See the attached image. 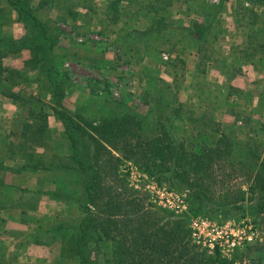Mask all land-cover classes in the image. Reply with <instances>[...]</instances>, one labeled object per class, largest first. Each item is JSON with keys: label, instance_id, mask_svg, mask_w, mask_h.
<instances>
[{"label": "trees", "instance_id": "16d2710c", "mask_svg": "<svg viewBox=\"0 0 264 264\" xmlns=\"http://www.w3.org/2000/svg\"><path fill=\"white\" fill-rule=\"evenodd\" d=\"M105 1L100 12L96 0H41L38 8L32 5L33 0H0V93L20 100L22 105L18 132L0 136V146L9 152L1 161L16 158L22 164L20 171L39 172L41 188L36 196L55 198L57 194L64 196L63 192L66 196L78 192V185L82 189L81 217L74 224L51 225L46 230L47 239L38 236L37 241L44 245L61 242L64 252L73 254L79 264H243L245 257L249 258L247 264H264V240L231 257L223 255L218 246L210 250L193 236L185 216L164 213L148 200V193L130 186L121 168L125 161H132L150 177L187 191L195 213L240 211L244 216H254V223L264 228V126L251 130L248 124L255 118L252 113H246L244 119L233 113L236 102L232 97L240 90L230 83H210L208 78L212 66L224 69L228 79L241 69L236 66L229 70L222 52L215 50L218 43L214 42L226 36V29L220 25L227 0L215 5L207 0ZM193 1H198L204 10L207 3L210 9L197 10L198 17L185 25L183 19L177 18L180 9L175 7L185 3L186 10H190L188 5ZM82 7L88 14L79 10ZM43 8L57 9L58 19H43L38 12ZM186 13L190 16L192 10ZM234 13L244 25L242 32L252 37L245 46L248 54L238 51L234 63L250 62L264 71V0H237ZM139 16L147 20L142 29L135 26ZM16 21L24 27V35L19 38L6 32V27ZM52 21L71 23V30L56 27V31ZM95 24L104 26L99 33L107 37L115 32L116 46L130 57L144 59L141 50H147V40L164 36L181 55L195 50L199 55L193 82L198 91L194 95L197 103L179 100L176 75L166 83L168 94L162 96L160 92L155 98L157 107L150 103L156 94L143 92V102L150 106L145 114L122 103L124 112L92 119L66 107L64 100L77 85L64 65L76 52L61 47V37L64 34L75 41L85 30L93 31ZM113 25L117 29L108 30ZM24 49L31 52L25 70L3 65L4 57L18 55ZM177 61L186 68L185 58L178 57ZM30 71L36 74L30 75ZM185 76V72L180 75L183 82ZM23 83L37 85L26 90ZM207 83L225 103L202 98ZM17 85L21 86L18 92ZM157 88L162 90L156 84L154 91ZM260 91V101H264V84ZM223 106L224 112L235 114V122L242 120L244 125L218 119V110ZM185 112L189 117L183 116ZM51 113L61 121L62 130L50 127ZM63 177L68 179L66 186L60 181ZM66 196L62 198L68 204Z\"/></svg>", "mask_w": 264, "mask_h": 264}, {"label": "rangeland", "instance_id": "374dc122", "mask_svg": "<svg viewBox=\"0 0 264 264\" xmlns=\"http://www.w3.org/2000/svg\"><path fill=\"white\" fill-rule=\"evenodd\" d=\"M63 1L70 3L72 0H62V3ZM96 1L97 3L102 4L100 0ZM207 1V3H213L212 5H215L212 0ZM40 2L41 0H33L32 5L38 8ZM207 3L204 5V8L206 10L202 8L201 4L198 1L190 2V4L188 5L190 6V10H186V5L184 6L183 3H181L180 5L177 4L175 8L178 9L179 7L180 9V19H183V16H186V12H191L192 10L191 15L189 16L192 20L198 17L197 13L199 11L205 12L210 9L208 8ZM100 7L101 12L103 11V5H101ZM197 10L199 11L197 12ZM224 10V12L228 11L226 2L224 3ZM80 11L88 14L85 9H82ZM38 12L39 15L46 20L50 18L54 21L59 17V11L57 9L47 10L43 8ZM57 21L58 20H56V22ZM81 21L82 19L80 18L76 23L79 25ZM72 23L75 24L74 22ZM55 24V30L56 27H61L64 31L68 32L71 30V23L68 25L54 23V25ZM94 26H97V24H95ZM22 27V25L16 26L13 32H15V34L18 33V31H20L18 28ZM85 28L86 27H84L83 29L85 30ZM83 29H81L80 32L84 31ZM92 29L93 31L85 30V32L76 37V42L70 37H64L63 34L61 37V42L59 43L61 47H70L72 48L73 52H76L75 57L73 54H71V58H67L64 65V67H66L68 71L71 72L72 81H74V83L77 85L76 90L68 96V106L72 108L71 110H78V112L81 114H84L92 119H97L112 112H124L126 108L122 106V103H128L129 105L136 108L140 113L145 114L148 112V107L150 106L143 102V92L148 90L149 92H153L156 94L155 97L150 99V103L151 106L157 107L158 103L155 102L157 100L155 98L158 97L160 92L162 96L168 94V91L165 90L166 83H171L176 75L179 77L178 83L176 82V89H179V100L186 104L197 103V100L194 97L195 93H198L197 89H195L196 91L193 89L188 90V85L186 83V79H188V77L185 76V82H183L180 77L183 72H185V75H187V69L181 67L177 61L178 57L182 58V55L180 53H177V51H175V55H172L171 49H176V47L172 46L171 43H169L167 37L164 36L159 40H156L154 38L148 39V44L146 46L147 50H141V54L145 55V58L143 59V57H135V55H132V57L125 55L123 50L116 46L117 43L114 41L115 36L107 37L106 35L99 33L100 28L93 27ZM101 29H103V27ZM96 34L102 36L104 40L101 41L95 39ZM222 35L223 34H221V36ZM104 37L107 38V40ZM80 38H83V40H79ZM225 39L226 37L222 40L218 39L219 41L217 40L214 43L216 45V43L220 42L221 45ZM156 41H159V43L157 44ZM214 43L212 42L211 44ZM178 46H181V44H179ZM215 50L218 51L217 48H215ZM164 53L170 55L169 59L163 58ZM183 69L185 71H183ZM209 77L214 79L212 73L209 74ZM152 79L156 81H152ZM149 80L150 84L148 82ZM152 83H155V85L157 84L158 87L162 90L159 91L157 88L154 91L155 85H153ZM109 86L110 88H108ZM172 86L174 87L173 84ZM207 86L208 87L203 90L202 94V98L204 100L206 99L208 101V99H210L213 101L215 100L217 102L220 101L222 103H225L224 99L220 97L221 94L217 93L216 91V97L213 92L215 90L212 89V87H210L208 83ZM114 89L119 91V96L114 95ZM255 92L257 93L256 90ZM241 94L242 93L240 92L239 95H236L232 99L236 102V108H234L235 112L233 113H236L238 116H240V119H244V115H248L246 113H252L253 116L254 114H256V118H254V120H252L248 124L251 130H256V128L261 127L262 125L264 126V101L255 100V104L251 105L252 103L250 102L252 101V99L250 98L248 102L251 106H249L245 111V108H243V106L240 105L238 100L236 99V97L247 95L246 93H243L242 95ZM225 108L226 106H223V109L221 108L220 110L224 111ZM186 110L190 109L186 108ZM220 110L218 111L220 112ZM4 113H6L5 109ZM239 113H241V115H239ZM188 115L189 114H187L186 112L183 114L184 117H189ZM232 116L233 118L225 123H236V125L239 127H242L244 125V123L241 122L242 120L235 122V114H232ZM222 119L223 117L221 118V120ZM51 122L52 125L55 124L54 120H52ZM185 126L186 125H183V127ZM54 129L56 131L61 130H59V128L57 129L56 127ZM179 131H183V128L180 127ZM239 135L242 136L243 132H240ZM3 140H6V138H4ZM40 151H43V149L40 148ZM121 168L123 173L127 174L130 186L148 193V200L152 201L154 204L160 207L164 213L185 216L189 220V226L191 228L192 224L195 221H203V227L200 228V230L197 228L196 229L197 231H199V233H201V239H203L205 242H208L204 244L207 245L210 250H213L214 247L209 244V240L219 242L221 245L220 246L218 244L220 246V251L221 249L225 248V252H223V250L221 251L223 255L231 257L232 255H240V252L245 251V247L249 245H256L259 242H263L264 228L254 223V216H244L242 212L233 210L225 213H216L208 210H203L195 213L193 210H191L187 191H179L172 188L170 183L166 181L162 182L154 177H150L145 172H142L132 161H125L124 164L121 165ZM74 178L75 173H72L71 179L73 180ZM60 181L65 186L68 184V179H66L65 177H63ZM81 193L82 189L79 185L78 192L76 193L73 192V194H68V196H66L67 194L63 192V195L68 198V204L64 202V196H60L58 194L55 198L47 195H44V197L42 195H31L30 197L28 196L29 198L26 200L27 206H29L31 210H38L37 214L39 217L25 219L28 224H31L29 225L31 226V231L35 232V234L31 236L30 240L34 243H37V239H39V237L41 239H47L48 234L46 233V230L51 225L57 226L60 223L66 224L67 222L74 224V222L81 217V200L79 199ZM33 212L34 211H32L31 213ZM37 226L39 228L38 231L35 230ZM250 226H253L257 230L255 239L251 242H244L241 246H232V241L235 238L234 234H238V231L242 229H248ZM12 228L17 229L18 226L12 225ZM216 229L219 231L222 229L224 231H228V233L223 237L222 235L217 234ZM0 234L2 235L1 229ZM227 240H229V242ZM222 243L224 245H222ZM35 250H38L37 252H39L42 256L41 259H44L42 260L43 264H79L78 259L73 254L64 252L63 244L61 242L52 244L47 248H45L44 246H37ZM248 261L249 258L245 257L242 262H244L243 264H247ZM29 264H36V262H31Z\"/></svg>", "mask_w": 264, "mask_h": 264}, {"label": "crops", "instance_id": "0c3cea01", "mask_svg": "<svg viewBox=\"0 0 264 264\" xmlns=\"http://www.w3.org/2000/svg\"><path fill=\"white\" fill-rule=\"evenodd\" d=\"M100 2L102 4L97 3L98 7H100L101 5H103V7L106 6L107 1L100 0ZM183 4L184 6L186 5L185 3ZM226 4L228 6V11L222 14L223 20L220 25L226 29V39L220 46L218 43L217 49L222 52V55L227 62L226 67H228L229 70H233L236 66L237 68L241 69H239V73L236 76L228 79V77L226 78L225 74L223 73L224 69L219 70L212 66L208 69V78L213 84L217 83L219 84V86H223L225 83H230L231 87L240 90L242 94L246 93V96L236 97L239 104L242 105L246 111L249 106L255 104V100L260 101V96H258L257 93H259L262 84H264V71L259 70L257 68L258 66L250 62H246L241 65L234 63L233 59L236 56L238 57V51L242 50L243 54H246V52L248 54V50H246L247 48L245 46L249 45L252 37H246V33L242 32L244 26L243 23L240 20L238 21L236 17H234V10L237 4V0H227ZM82 9L84 8L82 7L79 10ZM179 16L180 14L177 15L178 19L180 18ZM16 18L17 14L16 12H14V19ZM189 22L190 17L188 14H186V16H183V23L185 25H189ZM146 24L147 20L144 17L139 16L136 19L135 26L137 28L142 29ZM20 25L22 24L16 21L11 26L6 27L7 34L15 38L23 36L24 27L18 28L20 31H18V33L16 34L15 32H13L14 28ZM94 27L100 29L103 27L104 30V26L100 27L99 25H97ZM109 29H117V26H110L108 30ZM110 36H115L116 38V33L113 32ZM171 53L172 55H175V49H171ZM177 53L179 52L177 51ZM30 56L31 52L28 49H24L18 55H8L4 57L3 65L11 69L25 70V62L30 58ZM198 56L199 55L197 54V52L193 49L190 51L182 52V57L187 61L186 76L188 77V79H186V83L188 85V90H194L193 82L197 70V64L199 61ZM228 68L226 69L228 70ZM210 73H212L214 79L209 77ZM29 74L33 75L36 73L30 71ZM29 84L23 83L21 85H23V89L26 90H32L37 85L35 83ZM20 90L21 86H15V91L18 92ZM255 90L257 91V93L255 92ZM69 95H71V93L68 94L64 100V105L68 108H70L68 106ZM234 97L235 96H233L232 99ZM250 98L252 99V101L250 102L252 103L251 105H249L248 102ZM21 107L22 105L20 103V100L0 93V136L4 134L11 136L12 133L18 132L17 124L18 121H20L19 113L21 111ZM4 109L6 110V113H4ZM217 116L220 120L223 117L222 121L224 122L230 121L233 118L232 113H227L222 110H220ZM52 120H54V125H52ZM48 122L50 127L52 128L56 127L57 129L59 128V130H62L63 128L61 121L58 120L53 113L48 116ZM6 152L8 151H5V149L0 146V229L2 233V235L0 234V249L2 248L1 251H3L2 263L29 264L31 262H36V264H43L42 260L44 259H41V254L37 252L39 249L35 250V248H37V246H44L45 248H47L51 245L32 242L30 238L33 234H35V232L31 231V226H29L31 224H28V222L25 220L33 217L39 218L37 214L38 210H31L30 207L27 206L26 200L31 195H35V192L41 188V175L39 172H25L24 170L20 171L22 164L17 161L16 158L13 160L7 158L6 160L1 161ZM32 211L34 212L31 213ZM12 225H17L18 228H12ZM35 230H39L38 226L37 228H35Z\"/></svg>", "mask_w": 264, "mask_h": 264}, {"label": "built area", "instance_id": "2783aa9c", "mask_svg": "<svg viewBox=\"0 0 264 264\" xmlns=\"http://www.w3.org/2000/svg\"><path fill=\"white\" fill-rule=\"evenodd\" d=\"M214 3H220V1L221 0H212ZM105 38V37H104ZM95 39H97V40H104L103 39V37L102 36H100V35H98V34H96L95 35ZM106 40H107V38H105ZM79 40H83V38H80ZM163 58L164 59H169V54H166V53H164L163 54ZM115 90V89H114ZM114 95L115 96H119L120 95V93H119V91H117V90H115L114 91ZM203 224H204V222L203 221H201V222H197V221H195L193 224H192V228H193V236L197 239V240H200V241H202L203 243H208V242H205L203 239H201V237H202V235H201V233H199V231H197V229H199L200 230V228H202L203 227ZM197 228V229H196ZM217 230V229H216ZM239 233L238 234H234L235 235V238H234V240L232 241V246H241V245H243V243L245 242H251V241H253L254 239H255V236H256V233H257V230L253 227V226H250L248 229H242V230H240V231H238ZM228 233V231H224V230H217V234L218 235H222L223 237L226 235ZM228 242H229V240H227ZM209 244L211 245V246H213L214 248H215V246H218V247H220L221 245H220V243L219 242H214V241H210L209 240ZM220 246H219V245ZM222 245H224L223 243H222ZM224 249L225 248H223V249H221V251L223 250V252H225L224 251ZM1 258H2V251H1V249H0V264H2V262H1Z\"/></svg>", "mask_w": 264, "mask_h": 264}]
</instances>
